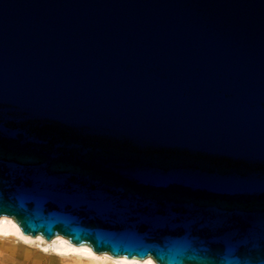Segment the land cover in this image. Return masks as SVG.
<instances>
[{
    "label": "water",
    "instance_id": "water-1",
    "mask_svg": "<svg viewBox=\"0 0 264 264\" xmlns=\"http://www.w3.org/2000/svg\"><path fill=\"white\" fill-rule=\"evenodd\" d=\"M156 264H264V0H0V216Z\"/></svg>",
    "mask_w": 264,
    "mask_h": 264
},
{
    "label": "bare ground",
    "instance_id": "bare-ground-1",
    "mask_svg": "<svg viewBox=\"0 0 264 264\" xmlns=\"http://www.w3.org/2000/svg\"><path fill=\"white\" fill-rule=\"evenodd\" d=\"M8 244L12 245L11 251H14L19 244L38 248L42 264H156L150 257L137 259L113 257L105 252L97 253L86 244H73L60 235L45 240L41 236L23 234L12 218L2 215L0 216V250Z\"/></svg>",
    "mask_w": 264,
    "mask_h": 264
},
{
    "label": "rangeland",
    "instance_id": "rangeland-1",
    "mask_svg": "<svg viewBox=\"0 0 264 264\" xmlns=\"http://www.w3.org/2000/svg\"><path fill=\"white\" fill-rule=\"evenodd\" d=\"M33 247L19 244L14 251H11L12 245L8 244L2 248L3 252L0 250V264H23L24 262L26 264H42L38 248Z\"/></svg>",
    "mask_w": 264,
    "mask_h": 264
}]
</instances>
